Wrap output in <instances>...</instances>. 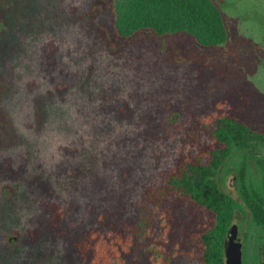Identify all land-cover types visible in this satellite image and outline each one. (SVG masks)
I'll list each match as a JSON object with an SVG mask.
<instances>
[{"label":"rangeland","instance_id":"374dc122","mask_svg":"<svg viewBox=\"0 0 264 264\" xmlns=\"http://www.w3.org/2000/svg\"><path fill=\"white\" fill-rule=\"evenodd\" d=\"M110 1L0 0V264H80L66 256L70 237L135 232L143 219L156 231L128 264H148L144 245L162 231L164 209L142 196L179 151L205 139L198 118L220 105L264 129V0H214L227 38L208 47L186 33L114 39ZM240 167L260 175L233 155L218 177L235 199ZM52 203L66 212L56 241L39 222ZM164 205L167 246L191 248L196 216L183 202ZM234 226L242 264H264L263 235L246 212L237 209Z\"/></svg>","mask_w":264,"mask_h":264},{"label":"trees","instance_id":"16d2710c","mask_svg":"<svg viewBox=\"0 0 264 264\" xmlns=\"http://www.w3.org/2000/svg\"><path fill=\"white\" fill-rule=\"evenodd\" d=\"M109 12L114 39L129 40L145 31L157 36L186 33L196 44L208 47L227 38L226 25L214 0H197L196 4L190 0H111ZM202 36L207 37L206 41ZM217 107L198 118L205 139L179 151L172 166L160 174L161 185L148 188L142 196L145 204L152 202L155 209H164L159 221L162 231L144 245L148 264H172L182 255L193 258L194 264H225L226 234L237 209L247 213L251 225L264 238V129L252 128L228 109ZM236 154L252 159L260 175L251 179L245 167L238 168L235 199L221 188L218 176ZM170 198L185 203L196 216V225L188 233L191 248L176 250L167 246L171 226L164 203ZM44 209L39 221L44 234L54 241L63 238L65 210L58 203L45 204ZM146 222L143 219L135 232L124 227L82 231L69 238L66 256L80 264H128L135 243L156 231L149 224L144 228ZM243 264L260 263L252 259Z\"/></svg>","mask_w":264,"mask_h":264},{"label":"water","instance_id":"95a60500","mask_svg":"<svg viewBox=\"0 0 264 264\" xmlns=\"http://www.w3.org/2000/svg\"><path fill=\"white\" fill-rule=\"evenodd\" d=\"M224 256L225 264H242L241 242L235 226L230 227L227 231Z\"/></svg>","mask_w":264,"mask_h":264},{"label":"flooded vegetation","instance_id":"af4514ba","mask_svg":"<svg viewBox=\"0 0 264 264\" xmlns=\"http://www.w3.org/2000/svg\"><path fill=\"white\" fill-rule=\"evenodd\" d=\"M3 17L0 15V25L2 24Z\"/></svg>","mask_w":264,"mask_h":264}]
</instances>
